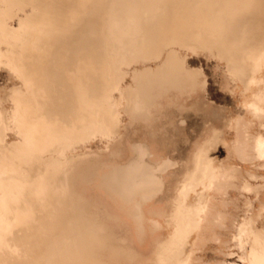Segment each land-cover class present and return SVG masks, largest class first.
<instances>
[{
  "label": "bare ground",
  "instance_id": "6f19581e",
  "mask_svg": "<svg viewBox=\"0 0 264 264\" xmlns=\"http://www.w3.org/2000/svg\"><path fill=\"white\" fill-rule=\"evenodd\" d=\"M0 72V264H264V0H0Z\"/></svg>",
  "mask_w": 264,
  "mask_h": 264
},
{
  "label": "rangeland",
  "instance_id": "374dc122",
  "mask_svg": "<svg viewBox=\"0 0 264 264\" xmlns=\"http://www.w3.org/2000/svg\"><path fill=\"white\" fill-rule=\"evenodd\" d=\"M208 61L209 60H206L205 58H201V57L195 58L194 65L197 66L198 64H200L202 62L206 68V72H207L208 78H209V81H208V83H209L208 84L209 96L218 105H221V104L222 105H228L231 109H233L236 105V100H235V98L232 97L231 94L228 93V91H226L223 88L222 82L224 81L225 78H224L220 68L216 67L214 62L211 63L210 61L209 62ZM7 82L8 81H6V73L0 72V92L3 91L2 88L5 85L10 84L9 82L8 83ZM233 100H234V102H233ZM257 129L259 130L258 126L256 125L252 128V131L255 132V131H257ZM231 138H233V134L231 135ZM238 164H240V162ZM244 167H246V168H244ZM254 167L253 166L249 167L247 165L243 166L244 177H245L244 181L249 183L250 187L248 190H243L241 192H238V190H236L235 188L230 189V191H229L230 192V197H229L230 202H228V204L226 206V212L228 214L230 212L229 215L231 217H232V215L235 216L236 217L235 221H237V222H239L240 219H242L244 216L253 217L254 229L261 230V229H264V209L263 210L260 209L261 204H260V201L257 198H255V193L257 190H259V186L262 182V180H261L262 176H264V169L261 167H259V168L258 167L254 168ZM249 169L254 174L253 178L251 176L245 174L246 170H249ZM255 176H256V178H255ZM238 195H239V197H238ZM248 208H249V210H248ZM234 227H236V226H232L230 231H229L230 233L229 232L227 233V237H226L227 243L223 249L225 254H222L221 252H219L217 242L214 240H211L210 241L211 248L208 250H204V251L201 250L199 252H196V255L199 256V258L205 262L213 261V260H224L225 262L226 261L240 262L239 256L241 255L240 253H242V251H240L241 249L238 248L236 241L234 239V235L236 233V230ZM235 246H237V247H235Z\"/></svg>",
  "mask_w": 264,
  "mask_h": 264
}]
</instances>
